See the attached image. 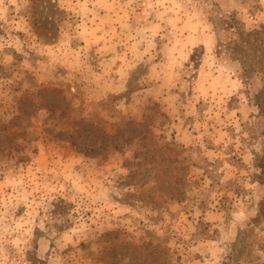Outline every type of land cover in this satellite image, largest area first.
Segmentation results:
<instances>
[{
    "label": "rangeland",
    "instance_id": "rangeland-1",
    "mask_svg": "<svg viewBox=\"0 0 264 264\" xmlns=\"http://www.w3.org/2000/svg\"><path fill=\"white\" fill-rule=\"evenodd\" d=\"M0 264H264V0H0Z\"/></svg>",
    "mask_w": 264,
    "mask_h": 264
}]
</instances>
